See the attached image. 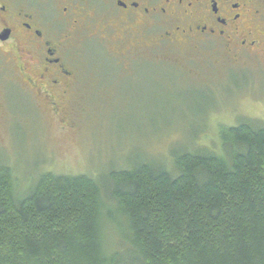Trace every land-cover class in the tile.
Segmentation results:
<instances>
[{"label":"trees","instance_id":"16d2710c","mask_svg":"<svg viewBox=\"0 0 264 264\" xmlns=\"http://www.w3.org/2000/svg\"><path fill=\"white\" fill-rule=\"evenodd\" d=\"M218 137L167 168L44 172L23 193L2 166L0 264H264V125Z\"/></svg>","mask_w":264,"mask_h":264},{"label":"rangeland","instance_id":"374dc122","mask_svg":"<svg viewBox=\"0 0 264 264\" xmlns=\"http://www.w3.org/2000/svg\"><path fill=\"white\" fill-rule=\"evenodd\" d=\"M148 43L119 42L100 28L73 34L79 87L59 111L36 94L0 95V168L10 167L16 191L44 172L167 168L179 151L217 146L221 127L264 125V46L235 64L223 53Z\"/></svg>","mask_w":264,"mask_h":264},{"label":"flooded vegetation","instance_id":"af4514ba","mask_svg":"<svg viewBox=\"0 0 264 264\" xmlns=\"http://www.w3.org/2000/svg\"><path fill=\"white\" fill-rule=\"evenodd\" d=\"M178 44L237 64L264 46V0H0V95L56 111L79 87L72 35Z\"/></svg>","mask_w":264,"mask_h":264}]
</instances>
